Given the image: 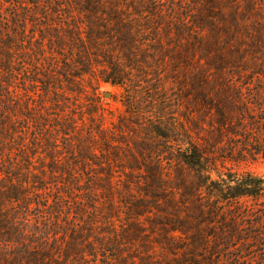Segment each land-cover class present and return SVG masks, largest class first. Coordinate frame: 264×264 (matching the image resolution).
<instances>
[{
	"label": "trees",
	"instance_id": "1",
	"mask_svg": "<svg viewBox=\"0 0 264 264\" xmlns=\"http://www.w3.org/2000/svg\"><path fill=\"white\" fill-rule=\"evenodd\" d=\"M122 1L115 6L112 0H0V264H128L119 250L124 244L118 233L109 246L104 239L88 234L86 228L89 223L106 229L116 224L108 213L116 209L115 198L120 199L128 221H132L123 230L126 243L137 240L128 229L132 228L134 237L154 239L175 255V264H264V176L239 170L244 163L264 159V56H253V68H245L243 57V67L239 62L228 70L219 65L214 71L196 70L193 83L186 87L193 106L185 114V122L156 124L159 139H142L146 146L132 154L137 166H128L122 187L112 163L123 157L111 154L107 146L111 142L106 135L114 132L102 123L85 139L79 137L78 130L87 126V121L77 113L61 114L50 126L46 117L42 118L44 103L28 99L26 119L36 124L32 130L35 135L32 142L22 144L27 149L24 160L15 161L9 155L14 44L18 48L28 35L41 41L29 50L33 58L28 63L33 65L46 41L53 53L58 48L62 51L64 74L33 71L32 83L42 84L44 98L58 79L60 83L71 79L68 84L73 93L85 89L82 83L86 76L124 84V70L114 62L112 50L103 46L105 40H112L109 46L119 45L125 41L124 35L136 36L130 26L136 23L123 20L119 13ZM205 1L208 19L196 17L194 26L200 28L212 21L217 26L219 19L239 28L238 0H228L237 10L230 18L217 0ZM245 1L251 12L258 9L257 0ZM106 5L113 6L111 22L97 15L105 14ZM29 24L39 30L30 33ZM184 28H175L181 37L186 33ZM184 47L189 57L194 46ZM252 48L263 54L264 39H255ZM203 49L206 55L215 50L221 63L225 62L215 44L203 45ZM103 61L110 67L98 75L97 66ZM92 89L97 95V87ZM35 93L37 90L30 89L28 95ZM50 127L53 135L47 132ZM27 129L19 136L22 141L30 138ZM42 153L52 162L50 168H21ZM48 172L51 178L61 176V181L49 183ZM103 206L108 207L106 214L101 212ZM33 209L39 210L40 223L45 221L40 229L32 222ZM98 217L104 221L98 222ZM145 252L150 254L149 249ZM137 257L143 264L152 260Z\"/></svg>",
	"mask_w": 264,
	"mask_h": 264
},
{
	"label": "rangeland",
	"instance_id": "2",
	"mask_svg": "<svg viewBox=\"0 0 264 264\" xmlns=\"http://www.w3.org/2000/svg\"><path fill=\"white\" fill-rule=\"evenodd\" d=\"M117 1L112 0L113 5L116 6ZM217 1L220 3L219 8L221 7L224 10L227 18H230L232 14H237L234 5H231L228 0ZM238 1L239 31V28L234 27L231 22L222 23L218 21L219 19L216 22L217 26L213 25L214 21L203 23L200 28L197 25L194 26L192 24L194 18L208 19L209 13L207 15V11L204 12L207 8H205V0H123L119 7L117 6L119 13H121L123 20L125 19L130 23L133 20L136 23V25H130L134 28L136 36H132L131 39L128 34L124 35L125 41L119 43V45L114 43V45L109 46L108 42H112V40H105L103 46L112 50L115 58L114 62L118 63L121 70H124L126 76L124 84L97 81L86 76L82 83L85 89L83 88L78 93L70 91L73 88L72 85L68 84L71 79L64 78V82L61 83L58 79L53 89L50 86L49 95L44 98V92L41 89L42 84L40 82L32 83L33 71H47L55 76L64 74L63 67H66V65L61 57L62 51H59L58 48L53 53L50 48L51 43L46 41L44 43L45 49L39 51V54L42 55L35 60L36 64L33 65V63H28L31 57L33 58V54L29 50L34 46H38L41 41H36L28 35L18 48L14 44L11 53V104L8 105L9 155L15 161L25 158L27 149L22 144H24L23 142H29V140L32 142L33 137L31 136L35 135L32 130L35 129L36 124L33 122L28 123V119H26L28 99L38 104L44 103L45 115L42 118L46 117L50 126L55 125V119L61 114L71 115L77 113L83 115V119L87 121V126L78 130L79 137L85 139L89 136L88 132L91 129L96 130L97 125L102 123L104 127L108 126L114 132L112 135H106L111 142L107 146L110 147L111 154L116 152L123 157L112 163L114 170H117V180L122 187V183L127 180L125 172L129 171L128 166H137L132 154H138V150L146 146L142 139H148V136L152 141L159 139L156 133V124L159 123L164 126L169 122H177V124L182 123V121L185 122V114L193 106L187 88L193 83L196 70L214 71L218 65L227 70L233 69L243 57L245 58V68H253L252 61H255L254 58H256L253 56L257 55V58H263L264 53L260 55L258 53L260 52L259 49L252 48V45L255 39H264V0H257L258 9L253 12L250 11L251 7L245 0ZM111 7L113 6L106 5L105 14H102V16L101 14L97 15L105 17L108 22H111V18H114ZM40 12L44 13L43 10ZM43 23H46V21H43ZM178 26L187 27L184 28L186 33L182 37L175 29ZM27 28L30 33L39 30L32 24H29ZM135 28H139V32ZM197 36L199 43L197 42ZM202 40L205 43H202ZM178 43L179 45L173 48L174 44ZM210 43L216 45L225 60L224 63H221L218 59L216 55L218 53L215 50L212 54L206 55L204 53L203 45ZM189 44L194 46V52L188 57L187 53L184 52V46ZM262 51L264 52V49ZM239 64L243 67V60ZM106 67L107 69L110 67L106 61L99 64L97 66L98 75ZM40 80L44 81V78ZM93 87H97V95L94 94ZM55 88H58V91ZM30 89L37 90V93L29 96ZM53 100L57 102L54 103ZM58 101L60 102L58 103ZM59 109L64 110L65 113L59 111ZM79 124L82 125V122L80 121ZM27 128L30 129V138H22V141L19 136L28 132ZM52 129L50 127L47 131L48 134L53 135L50 132ZM37 133L42 135L41 131ZM193 136L195 137L194 141L198 142L196 134H193ZM60 137L63 138L62 135ZM62 141L66 144L67 140L62 139ZM114 141L117 143H114ZM150 146L153 147L152 144ZM24 165L21 168L28 167L32 170L34 168L43 170L46 167L50 168L52 162L42 153L38 154L35 160L29 163L24 162ZM239 170L240 172L248 171L264 176V159L253 163H244ZM46 176L48 177L47 181L51 184L61 181V176L58 179L51 178L49 172L46 173ZM119 201V198H115L116 209L114 212L108 210L116 224L112 223V227L106 229L105 226L99 225L91 227L89 223L86 226L89 229L88 234L104 239L105 243L108 242V245L111 246L109 243H115V234L118 233L123 239L121 242L124 244L119 250L123 252L126 259L128 258V264H143L137 256L144 258L149 256L152 258L150 264H175V255L167 252L154 239L134 237L136 232L132 228L128 229L132 233V237L137 240L135 243H126L128 239L126 236H122L126 233L123 230L132 221H128V216L124 213L125 208H122ZM104 202V204H107L108 201ZM106 209L108 207L103 206L101 212L106 214ZM38 213L39 210L33 209L31 219H33V224L37 225H34L35 228L40 229L45 221L43 220L40 223L41 218ZM89 220L93 222L94 217H89ZM102 221L104 220L98 217V222ZM144 222L148 226V222ZM106 231L107 233H104ZM99 234L103 237H100ZM181 240L177 239V241ZM144 244L146 249H149L150 254L145 252L146 249H143ZM115 252H117L116 254H122L118 251ZM110 256L113 257V254Z\"/></svg>",
	"mask_w": 264,
	"mask_h": 264
}]
</instances>
